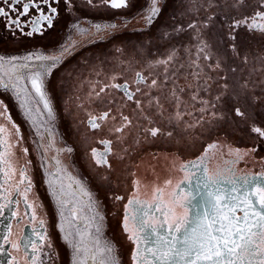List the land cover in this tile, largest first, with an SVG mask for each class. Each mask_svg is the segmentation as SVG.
<instances>
[{"label": "flooded vegetation", "instance_id": "obj_1", "mask_svg": "<svg viewBox=\"0 0 264 264\" xmlns=\"http://www.w3.org/2000/svg\"><path fill=\"white\" fill-rule=\"evenodd\" d=\"M155 6L160 10L151 26L145 20L152 16L153 0H129L122 9L101 6L99 0L93 6L87 0H72L67 10L62 0L54 27L33 37L19 34L13 37L0 24V56L4 57L1 66L6 62L16 65L32 62L24 59L31 53L62 55L63 46H68L69 51L57 61L58 67L52 75L44 76L54 107L55 127L64 143L68 167L93 198L101 202L97 209L105 216L106 233L118 246L123 264H132L130 256L134 249L122 229L124 205L140 185L145 187L143 191H150L154 185L186 180L190 173L182 166L201 157L204 161L201 169L206 167L209 176L264 175V141H258L250 131L253 125L264 127V33L247 28L233 33L230 28L234 19L257 10V0H156ZM128 19L135 20V26L139 27L124 29L120 25L119 29L102 35L83 36L81 32L98 23L117 25ZM190 24L195 27H189ZM173 50L177 55L169 70L184 65L174 77L179 104L171 95V83L160 86L165 66L149 67ZM13 56L20 59L13 61ZM42 62L46 66L51 63ZM33 71H28L23 81L0 79L3 102L0 110L6 109L0 123L7 129L0 133L3 141L0 154L3 171L11 173L7 177L3 175L2 193H10L13 201H21L6 208L4 213L12 219L9 239L20 247L17 250L6 246L16 264H25L31 256L30 251H25L22 237L39 225L30 222L32 209L18 195L30 180L27 204L37 209V221H45L55 264H75L71 246L63 240L65 232L60 231L61 224L68 230L65 224L68 220L61 219L56 197L50 194L54 190L51 181L55 172L48 169L49 156L39 137L45 128L34 130L30 126L19 108L20 98L11 86L17 83L18 88H24ZM193 72L199 75H191ZM137 73L147 78L144 83L136 84ZM157 77V86L150 89L151 79ZM116 83H127L130 91L139 87L141 92L136 93L134 100L139 99L140 106L113 87H106L100 97L89 96L93 89L99 91ZM179 88L184 92H179ZM109 108L110 115L117 116V120L98 121L102 130L93 131L88 124L89 113L99 115ZM237 108L244 116L236 114ZM121 112L131 123L122 133L109 135L108 128L118 125ZM9 115L11 120L7 119ZM12 123L20 128L17 139L10 138ZM36 123L40 125L38 120ZM153 127L160 130L156 137L146 131ZM115 136L120 139L116 140ZM104 139L113 141L108 157L110 168L96 166L91 157V148L104 150L100 143ZM257 144L258 150L251 151ZM209 145L215 146L209 148ZM68 147L73 152H67ZM24 148L28 149L27 153ZM21 170L27 177L23 184L19 183ZM116 195L124 199H113ZM61 198L71 202L68 195ZM5 202L2 199L1 203ZM13 209L17 212L15 218L11 216Z\"/></svg>", "mask_w": 264, "mask_h": 264}, {"label": "snow or ice", "instance_id": "obj_2", "mask_svg": "<svg viewBox=\"0 0 264 264\" xmlns=\"http://www.w3.org/2000/svg\"><path fill=\"white\" fill-rule=\"evenodd\" d=\"M62 0H0V24L13 37L17 34L33 37L36 34L43 35L46 30L54 27V21L59 15V6ZM72 0H63L65 9L71 5ZM95 0H87L90 6L94 5ZM129 0H99V5L110 6L112 9H122L128 6ZM156 0H153L152 16L148 17L149 22L159 12L156 6ZM97 31L101 30L100 25H95ZM115 27V25H109ZM189 27H195L190 24ZM230 28L233 33L236 29L247 28L249 31H260L264 33V0H257V10L251 15L242 16L239 19H234ZM235 39V35H232ZM69 48L63 46V53H67ZM201 51H203L201 49ZM62 55H36L31 53L24 57L29 61H49L48 66L44 63L31 65L35 70L27 80L23 89L17 87V84L12 85V89L16 92V96L20 98L19 108L22 111L25 119L30 122V126L34 130L40 126H47V131L52 132L55 127V114L51 98L45 87L44 76H51L55 68L58 67L57 61L61 60ZM176 50L171 51L166 58L158 59L149 64V67L154 65H164L163 80L160 86H166L171 83V95L177 98V103H180L176 89L178 85L174 77L184 68L183 64L179 67H174L169 70V64L176 57ZM20 57H11L15 61ZM4 60L0 56V62ZM193 63H195L193 61ZM23 67L28 68L30 65L25 64ZM199 67V65H196ZM193 76L199 73H191ZM136 84L144 83L147 79L141 73L136 74ZM157 78L151 79V84L148 87L157 86ZM30 85V91L29 89ZM106 87H113L122 90L128 101H133L136 93L141 92L137 87L135 91H130L127 83H116L105 85L99 91L89 93L96 97H100ZM5 90L8 85H4ZM25 95L21 96V92ZM179 92H184L183 88H179ZM192 99H196V95H192ZM137 107L140 106L139 99L134 100ZM0 103H3L0 101ZM111 103V102H109ZM34 105V107L32 106ZM6 109L0 110V118L4 117ZM36 113L33 118V113ZM112 109L102 111L99 115L89 113L88 124L93 131L102 130L101 123L98 121L112 120L116 121L117 116L110 115ZM238 116H244V113L239 108L236 109ZM179 115V113H178ZM8 120L12 117L9 115ZM37 120L40 125H37ZM131 121L127 115L122 112L119 114L118 125H113L108 128L109 135L122 133ZM11 139H17L16 133L20 132V128L15 123L11 126ZM7 129L0 123V133H4ZM151 137H156L160 131L157 128H149L146 130ZM251 133L255 134L258 141H264V127L253 125L250 129ZM22 141V137L19 138ZM43 139V136L40 137ZM116 140L120 136H115ZM3 143V141H0ZM103 151L97 148H91V157L95 161L96 166L111 167L109 163V154L111 152V139L101 140ZM209 145L208 147H214ZM259 145H254L251 151H257ZM24 153L28 152L24 148ZM238 151V150H237ZM67 152H73V148L68 147ZM11 159V157H9ZM3 160V155L0 154V161ZM203 157L193 160L190 164L183 165L190 175L187 177V188H181L177 185L179 192L172 193L171 204L164 202L161 199V192L157 189V195L153 203L140 200L138 198H129L124 205V215L122 221V229L127 234V239L135 245L130 259L132 264H264V187L261 186V180L255 176H209L206 167L201 169ZM57 164L61 162L56 161ZM4 176H10L9 172H0ZM55 178L61 180L59 191L53 190L50 194L56 197V204L59 205V214L62 220H68L69 228L66 231L61 224L60 231L65 232L63 240L73 248L76 253H80L84 231L83 228H88L94 225L95 242L99 244V238L103 235V221L105 216L98 210L100 201L93 198L92 194L85 188L83 182L79 179L75 180L82 194L88 197L87 208L91 213L87 217L89 224L81 226L78 224V210L83 211V205L79 209V202L68 208L69 201L62 199L66 193L62 177L59 173L55 174ZM27 177L23 170L19 173V183L23 184ZM194 181V182H193ZM170 183V181L168 182ZM0 188L3 185L0 184ZM31 188V181H28V186L23 192L18 195L23 197L27 208L32 209L30 222H36L39 227L32 228L29 235L22 237L25 251L31 252V256L26 259L25 264H55V253L50 251L53 245L46 235L47 229L44 228L45 221L40 219L37 221V209L27 204V192ZM7 190H5L6 192ZM11 194L0 193V199L6 201L0 203V217L4 216L5 209L11 205H19L20 200L13 201L10 198ZM115 200H123V196L116 195ZM175 206L185 209L184 215L178 216L175 211ZM67 213V215H66ZM25 215H28L25 212ZM11 216L15 218L17 212L13 209ZM70 218V219H69ZM11 233V223L4 224L0 228V264H16L11 252L6 248L10 245L12 249H19L20 245L9 239ZM72 237V239H70ZM76 237L80 239L77 240ZM103 251L108 255L104 257L101 264H120L118 255V246L114 241H105ZM95 259V256H93Z\"/></svg>", "mask_w": 264, "mask_h": 264}, {"label": "bare ground", "instance_id": "obj_3", "mask_svg": "<svg viewBox=\"0 0 264 264\" xmlns=\"http://www.w3.org/2000/svg\"><path fill=\"white\" fill-rule=\"evenodd\" d=\"M116 24L117 25H115V23L113 24V25H115V27H111L112 29H110V27L107 26L106 28H101L100 31L103 32L105 30L106 32H110V30H115L117 28L119 29V27H117V26H120V25L124 26V28H125V26H131L132 27V26L136 25V21L135 20L132 21L131 19H128V20H125V21H122V22H118ZM95 31H97V29L96 30L95 29L94 30H90V29L88 30V32H91L90 34H97ZM85 35H87V33L83 34V36H85ZM40 63H43V62L42 61L33 60L32 62H29V63H24V62L22 63L21 62L18 65L14 64V63L6 62V64H3L2 66L0 65V67H1L0 79L1 80L7 79V80H10V81H12L13 79H16V80H19V81H23L26 78L28 71L35 70L34 68L31 67V65H33V64L38 65ZM25 64L30 65V67H28V68L23 67V65H25ZM39 136L40 137L43 136V145H44V147L47 148L50 153L54 152L53 151V149H55L54 148V144H53L54 136H50L49 137L46 131L45 132L44 131L39 132ZM46 141H49V142H46ZM55 152H56V154L54 156L53 155L49 156V161H48V166H49L48 169H50L49 171L54 170L53 172H55V174H57L58 169H64L66 171L65 177H67V179L63 180V186H64V189H65V192L66 193H70V195H68V196L71 197V198H76L77 201H79V202H82L80 200H83V201H86V203H88V199H87L88 197H86V196H84L82 194V192L80 191L79 187L76 185L75 180L73 179V177H75V179H79V178L76 176V174L73 171L70 170V168L68 167V163L66 162V160L63 159V156L61 155L62 154V150H60V151L55 150ZM57 160H59L61 163L57 164L56 163ZM51 167H52V169H51ZM51 185L54 188V190H56L58 192L61 184H58V182L53 179L51 181ZM85 188L87 189V187H85ZM64 199L66 200V198H64ZM65 224L67 225L66 227L69 228V224H68L67 221H65ZM99 253L100 252H95L94 250H90L86 254L85 264H101L102 259H101V256L99 255ZM93 256H95V259H93ZM119 260H120V258H119ZM82 261L84 262V260H82Z\"/></svg>", "mask_w": 264, "mask_h": 264}, {"label": "rangeland", "instance_id": "obj_4", "mask_svg": "<svg viewBox=\"0 0 264 264\" xmlns=\"http://www.w3.org/2000/svg\"><path fill=\"white\" fill-rule=\"evenodd\" d=\"M127 27L128 28H135V27H139V26H133V27L127 26ZM38 122L40 123L39 120H38ZM42 127L45 128L44 130L47 132L49 137L50 136H54V139H53V144H54V148H55V149H53L54 152L50 153L48 151V149L46 148L47 149L46 154L48 156H50V155L54 156L56 154L55 150H58V151L62 150V154L61 155L63 156V159L66 160V157H67L66 153H65L66 151L63 148L64 147V143H63L62 137H61L60 133L58 132L57 128L54 127L52 132H48L47 131V126H42ZM46 142H49V141H46ZM42 155L44 157V153L43 152H42ZM51 169H52V167H51ZM57 173H59L60 176L62 177V181L67 179V177H65L66 171L64 169H58ZM54 180H56L58 182V184H61V180L59 178H54ZM70 201L71 202L69 203L68 208H71L73 206V204L77 202V199L76 198H71ZM80 201H82V202L78 201L79 202V205H77L78 209H79L80 205H83L84 208H83V211H79L78 210L79 211L77 213V215L79 217L78 224L81 225V226H84V225H88L89 224V221H88L87 217H89V215H91V213L88 211V208H87V204L88 203H86V201H83V200H80ZM97 210L102 215H104L100 209H97ZM66 215H67V213H66ZM105 222L106 221L104 220L103 221V226H104L103 227V235L100 236V238H99L100 242H99L98 245L95 242V228H94V225H92L91 227H88L86 229L82 227V231H84V238H83V242H82L80 253L79 254L76 253L73 250V248L71 247V256L73 257V259L75 261V264H85L86 254L90 250H94L95 252H100L99 255L101 256L102 260L104 259L105 256L108 255L107 252L103 251L104 243H105V241H112V240L108 237V235L106 233V223ZM76 239L79 240L80 238L76 237ZM114 254L118 255V257H119V254L117 252L114 253ZM82 260H84V262ZM120 264H123L121 260H120Z\"/></svg>", "mask_w": 264, "mask_h": 264}, {"label": "water", "instance_id": "obj_5", "mask_svg": "<svg viewBox=\"0 0 264 264\" xmlns=\"http://www.w3.org/2000/svg\"><path fill=\"white\" fill-rule=\"evenodd\" d=\"M0 172H4L2 161H0ZM249 176H255V177L260 178L261 186L264 187V175L263 174H254L253 173ZM237 177H241V176H237ZM3 181H4L3 175L0 174V184H3ZM168 182L163 183L161 185H154L150 191H147V190L143 191V188H145V187H141V185H140L138 187V191H135L134 195L131 196L130 198L135 197V198H138L140 200L147 201L149 203H153L155 198H156V195H157V189H159L161 192V199L164 202L168 203L169 206H173L171 204V201L173 199L172 193L173 192H179V189L177 188L178 184L180 185L181 188H187V179L182 180V181H177L175 183H172L171 181H170V183H168ZM2 191H3V188H0V193H2ZM1 202H2V199H0V203ZM175 211H176V214L178 216H181V215H184L185 209H183L179 206H175ZM9 222L11 223V227H12V219L11 218H8L7 216L0 217V228H2L4 226V224H7ZM6 248H8V246H6ZM134 248H135V245H134Z\"/></svg>", "mask_w": 264, "mask_h": 264}, {"label": "built area", "instance_id": "obj_6", "mask_svg": "<svg viewBox=\"0 0 264 264\" xmlns=\"http://www.w3.org/2000/svg\"><path fill=\"white\" fill-rule=\"evenodd\" d=\"M159 10H160V8H159ZM158 13H159V12H158ZM158 13H156L155 17L151 20V22H149V19H148L149 16H147V18H146V20H145L146 25L148 24V26H151V24L153 23L154 19L157 17ZM95 25H97V24H95ZM95 25H94V27H93L92 29H90V30H94V29L96 30ZM98 25H100L101 28H104V27H107V26L111 25V23H109V22L102 23V24H101V23H98ZM107 29H108V28H107ZM110 29H112V28L110 27ZM88 30H89V29H83L81 32H82V34H84V33L90 34L91 32H88ZM95 32H96V33H100L101 35L104 34V33H106L105 30H104L103 32H102V31H95Z\"/></svg>", "mask_w": 264, "mask_h": 264}]
</instances>
